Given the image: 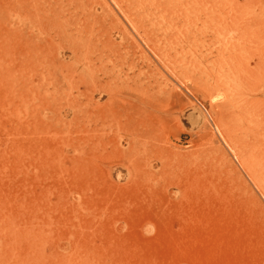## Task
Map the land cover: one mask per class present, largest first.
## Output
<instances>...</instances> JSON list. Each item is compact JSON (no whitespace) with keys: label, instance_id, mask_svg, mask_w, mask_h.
<instances>
[{"label":"rangeland","instance_id":"374dc122","mask_svg":"<svg viewBox=\"0 0 264 264\" xmlns=\"http://www.w3.org/2000/svg\"><path fill=\"white\" fill-rule=\"evenodd\" d=\"M101 1L0 0V264H264L263 107L229 102L264 95V0H189L206 79Z\"/></svg>","mask_w":264,"mask_h":264},{"label":"bare ground","instance_id":"6f19581e","mask_svg":"<svg viewBox=\"0 0 264 264\" xmlns=\"http://www.w3.org/2000/svg\"><path fill=\"white\" fill-rule=\"evenodd\" d=\"M97 1L99 5L102 4L101 0ZM116 2L121 6V9L126 10L135 29L145 36L159 56L168 60L174 71L192 76V54L196 52L198 56L195 58H199L203 74L206 75L203 77L207 78V74L210 72L208 66L211 65L209 62L211 55L210 47L206 46L203 39L209 32L216 34L221 30L213 22L212 13L207 12V14L199 15L196 12L195 22L190 27L189 0H116ZM87 13V15L93 16V9L88 10ZM114 27L117 31V25ZM81 36V28H77L72 36L73 43L79 44ZM94 38L99 37L95 36ZM226 75L234 77V74L230 72H226ZM106 81L114 85L117 84L109 70H107ZM248 82L249 80H246L243 87L240 88L237 85L235 91H229L232 100L229 102L234 113L233 121L235 115L242 118H251L252 116L258 118V114L255 112L256 107L259 110L262 106L264 112V95L259 97L255 88L249 86ZM241 138L242 136L235 134L236 140ZM245 150L246 152L241 151V154L248 158L246 162L253 163L250 165L254 172L253 177L264 189V144L260 147L259 154L251 144Z\"/></svg>","mask_w":264,"mask_h":264}]
</instances>
